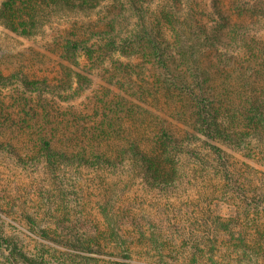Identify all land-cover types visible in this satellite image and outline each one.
<instances>
[{
    "label": "rangeland",
    "instance_id": "374dc122",
    "mask_svg": "<svg viewBox=\"0 0 264 264\" xmlns=\"http://www.w3.org/2000/svg\"><path fill=\"white\" fill-rule=\"evenodd\" d=\"M137 9L146 14L147 24L159 20L176 28L190 10L195 22L208 28L229 32L243 24V34L228 36L227 44L245 40L244 35L264 42V0H0V231L27 255L65 264L68 246L57 236L71 230L86 234L98 220L126 219L139 206L152 218L177 220L185 233L205 237L221 215L226 226L220 239L200 245L213 248L214 264H264V188L242 187L240 181L213 198L212 186L199 173L176 187L154 188L134 174L131 179L132 172L123 167L95 169L65 158L53 171L40 154V129L49 119L71 123L81 137L84 128L99 124L109 147L151 130L155 116L145 108H157L182 125L181 111L189 100L158 90V68L143 45L133 40L124 49L121 45L138 29ZM113 36L117 47L107 48ZM73 37L89 38L96 44L94 54L81 49L65 57L62 44ZM235 105L242 106V100ZM245 141L249 144L232 147V159L245 176L264 181V141ZM201 219L208 225L198 228Z\"/></svg>",
    "mask_w": 264,
    "mask_h": 264
},
{
    "label": "trees",
    "instance_id": "16d2710c",
    "mask_svg": "<svg viewBox=\"0 0 264 264\" xmlns=\"http://www.w3.org/2000/svg\"><path fill=\"white\" fill-rule=\"evenodd\" d=\"M189 11L183 25L176 28L159 20L147 24L146 14L137 9L138 29L121 40L123 49L130 40L145 47L148 61L158 68L154 80L158 90L189 100L181 111L182 125L167 115L162 117L157 108H145L149 116H155L149 121L151 130L119 138L117 146L109 147L110 138L99 124L84 128L81 137L71 123L49 119L40 129V154L47 167L54 171L65 158L95 169L123 167L132 172L131 179L134 174L154 188L176 187L199 173L212 186L213 198L226 194L232 183L240 185V181L242 187L255 184L264 188L263 179L245 176L231 155L232 147L249 144L247 138L264 141V42L244 35L245 40L233 38L227 44L228 36L243 34V24H234L229 32L218 26L208 28L195 22ZM216 11L224 19L222 10ZM162 17L168 20V13L163 12ZM108 32L112 35L111 30ZM121 32L119 26L118 35ZM116 44L113 36L106 45L111 48ZM94 46L89 38H67L62 52L69 57L85 49L92 55ZM233 79L244 86H236ZM238 98L242 106L235 105ZM138 209L131 210L126 219L95 221L94 230L86 234L71 230L57 236L68 246L63 252L64 263L214 264L213 248L206 250L200 245L204 239H220L226 226L221 224L223 216H216L213 233L205 237L197 232L185 233L181 230L184 223L177 220L152 218L141 206ZM207 221L199 220L197 227L208 225ZM169 227L173 230L167 232ZM189 242L191 246L187 247ZM0 252L5 256L0 264H50L44 257L27 255L1 231ZM105 254L118 259L100 256Z\"/></svg>",
    "mask_w": 264,
    "mask_h": 264
}]
</instances>
